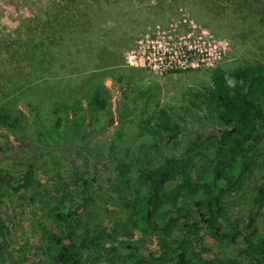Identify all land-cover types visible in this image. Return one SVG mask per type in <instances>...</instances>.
Segmentation results:
<instances>
[{
	"label": "trees",
	"instance_id": "obj_1",
	"mask_svg": "<svg viewBox=\"0 0 264 264\" xmlns=\"http://www.w3.org/2000/svg\"><path fill=\"white\" fill-rule=\"evenodd\" d=\"M83 2L75 12L59 3L46 5L47 15L38 24L43 27L41 34L23 30L13 40L15 47L0 48L3 198L12 200L32 185L40 158L51 161L52 156L61 159L64 152L76 151L100 161L116 151L111 140L98 152L87 146L94 136L107 131L114 115L101 78L110 67L125 69L116 33L122 27L132 30L137 12L131 8L124 13L118 0ZM52 11L54 16H48ZM235 15L232 28L239 38L247 39L244 27L250 15H259V22H264V0H238ZM210 77L208 106L222 127L206 129L182 155L170 152L157 166L139 170L131 204L125 203L132 227L153 238L155 248L128 232L127 239L111 240L104 252L114 231L108 234L100 224L91 227L83 220L91 173L77 168L73 188L58 189L53 196L52 227H40L45 252L53 263L84 264L85 257L93 254L121 264H264V214L263 219L257 214L264 210V177L255 187L254 214L229 218L225 201L250 175L255 143L264 135V61L245 62L231 70L214 67ZM54 80L59 87L52 84ZM142 98L126 88L116 113L121 119L129 117ZM81 99L87 100L86 108L79 104ZM146 130L152 137L148 146L160 144L170 151L167 144L179 136L182 126L161 107ZM207 147L217 159L197 166L193 153ZM45 161L43 171L53 173L55 162ZM116 168L125 173V163L119 161ZM103 175H107L104 170ZM103 181L109 179L105 176ZM119 226L128 228V224ZM3 229L0 221V261ZM204 236L219 247L234 246L235 255L220 257ZM81 248L91 249L90 254H83Z\"/></svg>",
	"mask_w": 264,
	"mask_h": 264
},
{
	"label": "rangeland",
	"instance_id": "obj_2",
	"mask_svg": "<svg viewBox=\"0 0 264 264\" xmlns=\"http://www.w3.org/2000/svg\"><path fill=\"white\" fill-rule=\"evenodd\" d=\"M83 1L0 0V48L12 46L13 40L21 36L23 30L30 29L31 34H41L43 27L38 24L47 15L46 5L59 3L61 7L74 8L75 12V9L84 4ZM90 1L95 5L103 3V0ZM118 1L124 13L135 8L137 19L131 25L132 30L125 31V27L117 30L116 34L119 36L116 39L122 42L119 50L121 49L122 54V68L125 69L110 67L108 73L101 76V83L109 93L110 110L114 115L107 131L94 136L87 146L91 152H98L105 149L107 142L111 140L115 143L116 153H104L106 156L100 161L76 151L64 152L61 159L52 156L51 161L49 158H40L35 179L27 190L19 191L12 200L0 196V221L4 226L0 264H55L45 252L40 227H52L53 196L58 189L73 188L77 168L91 173L90 184L86 186L90 201L83 213V220L91 227L100 224L99 227H104L108 234L114 231L113 238L108 236L104 252L113 243L111 240L127 239L128 232L133 234V239L143 240L144 245L154 249L153 238L143 236L138 229L132 227L129 222L130 208L125 204L126 201L131 204L137 187L138 171L157 166L170 152L182 155L185 147L206 129L219 130L222 127L208 106L212 68L231 70L245 62L264 61V22H259L260 16L250 15L248 18V25L244 27L247 39L239 38L232 28L238 0ZM54 12H48V16H54ZM66 21H63L65 28L68 26ZM130 50H164L165 55L178 58L191 53L193 60L188 59L185 68H161L155 71L148 66L129 65L127 53ZM52 84L60 86L58 80ZM128 87L143 95V98L132 115L121 119L116 113V104ZM79 104L86 108L87 100L81 99ZM161 107L167 109L171 118L182 126L179 136L167 144L170 151L160 144L148 146L152 143V137L146 127ZM254 147L256 158L250 175L239 189L225 197L226 216L229 218H247L257 211L253 196L255 187L264 177V135ZM193 156L196 165L201 167L208 161L217 159L215 152L209 147L197 150ZM43 161L51 164L52 161L55 162L52 166L53 173L43 171ZM119 161L125 163L124 174L116 168ZM103 170L107 175H103ZM105 176L109 181H103ZM257 214L263 219L264 210ZM119 223L128 224V228L122 229ZM204 240L220 257L235 255L236 249L232 245L219 247L208 236H204ZM80 251L90 254L91 249L81 248ZM83 263L121 264L120 260L111 263L102 255L97 258L93 254L85 257Z\"/></svg>",
	"mask_w": 264,
	"mask_h": 264
},
{
	"label": "built area",
	"instance_id": "obj_3",
	"mask_svg": "<svg viewBox=\"0 0 264 264\" xmlns=\"http://www.w3.org/2000/svg\"><path fill=\"white\" fill-rule=\"evenodd\" d=\"M164 50L161 52L152 50V51H133L130 50L127 53V62L131 66L135 67H150L153 70H159L161 68H185L187 67V60L190 59L191 61V53L188 55H183L184 58H178V56H169L164 54ZM207 64V62H206ZM192 65V63H191Z\"/></svg>",
	"mask_w": 264,
	"mask_h": 264
}]
</instances>
